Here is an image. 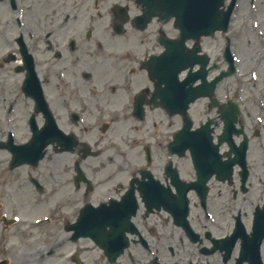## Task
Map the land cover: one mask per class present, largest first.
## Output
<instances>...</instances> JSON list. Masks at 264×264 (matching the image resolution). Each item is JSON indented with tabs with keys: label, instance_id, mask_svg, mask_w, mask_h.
I'll list each match as a JSON object with an SVG mask.
<instances>
[{
	"label": "flooded vegetation",
	"instance_id": "flooded-vegetation-1",
	"mask_svg": "<svg viewBox=\"0 0 264 264\" xmlns=\"http://www.w3.org/2000/svg\"><path fill=\"white\" fill-rule=\"evenodd\" d=\"M81 1L66 0L65 5ZM120 23L27 25L28 49L46 107L38 111L32 95L26 97L16 82L28 104L20 112L16 97L7 110L15 113L17 122L33 115L42 123L53 119L58 132L46 138L37 165L9 167L8 172H24L16 188H28L29 197L56 203L49 211L53 229L42 234L45 264H264V231L259 229L264 219V74L253 80L249 71L255 66L248 65L250 56L242 50L238 28L235 31L231 22L227 32L188 39V68L176 78H166L171 79L170 93L157 95L155 83L159 89L168 84L151 76L150 57L162 52L160 33L176 38L178 29L173 22L155 19L144 30L125 22L119 32ZM228 47L236 73L219 78L228 70ZM196 92L200 95L187 107L191 146L180 156L173 141L184 118L162 102L168 96L175 106ZM198 151L206 179L203 190L186 193L190 228H184L180 193L183 183L198 179L192 154L198 158ZM5 174L0 168V186H13ZM31 177L42 187H35ZM19 192L13 188L11 193ZM6 194L4 200H9ZM111 200L108 210L100 213L130 217L134 226L132 233L116 227L118 242L103 243L114 250L129 237L128 247L115 261L91 238L75 239L69 231L85 205ZM94 224L103 226V234L115 232L114 221Z\"/></svg>",
	"mask_w": 264,
	"mask_h": 264
},
{
	"label": "rangeland",
	"instance_id": "rangeland-1",
	"mask_svg": "<svg viewBox=\"0 0 264 264\" xmlns=\"http://www.w3.org/2000/svg\"><path fill=\"white\" fill-rule=\"evenodd\" d=\"M61 0H18V10L14 11L10 8L8 1L0 3V60L6 52L13 51L14 47L10 45L13 36L17 32L16 18L17 15L21 18V22H90L89 18L93 15V22H111L113 15L111 8L114 3H128L131 9V15L135 14V7L131 6L132 2L129 0H97V9L93 10V1L88 0L82 2L81 7H66ZM52 3L54 5H52ZM249 3V0H248ZM258 5V12L251 9L249 4L241 5L239 11L235 14L233 22H245L242 27L241 36L242 50L248 51L250 60L249 67H254L258 70L259 78H263L264 74V0H256ZM80 17V21L78 19ZM262 22V30L260 33H253L251 36L248 32V23ZM19 30V29H18ZM262 39V40H261ZM261 63H259V62ZM14 63H9L3 70L0 71V87L3 89V99L0 102V110H3L6 102L10 98L17 97L19 111L23 112V106L28 104L27 100L18 92L15 86L16 82L21 81V75L13 71ZM264 90V89H263ZM0 93H2L0 91ZM7 112H2V119L0 121V131L5 135L8 131L15 133V138L22 140L27 137L28 128L25 122V116L17 123H13L10 115ZM10 155L6 151H0V168L6 171L5 181H11L19 192L17 196L11 195L10 201H3L1 204L3 212L9 217H16L17 222L13 225H4L0 221V258L6 257L10 260V264H45L39 263V255L44 249L45 241L43 239V232L51 229V224L54 220L47 219L48 212L53 209L55 204H52L43 197L34 199L29 197V189L21 188V182L16 188L19 174L8 172V163ZM43 165H41L42 167ZM7 188V187H6ZM5 189V188H4ZM10 192L13 189L9 187ZM22 198H20V195ZM0 195H5V191L0 187ZM1 216V215H0ZM51 226V227H50ZM42 254V253H41ZM42 261V260H41Z\"/></svg>",
	"mask_w": 264,
	"mask_h": 264
},
{
	"label": "water",
	"instance_id": "water-1",
	"mask_svg": "<svg viewBox=\"0 0 264 264\" xmlns=\"http://www.w3.org/2000/svg\"><path fill=\"white\" fill-rule=\"evenodd\" d=\"M140 5L144 3L147 4H156L157 7L150 11L143 9L146 15H141L137 17V22H147L150 19V16L159 15L163 18L164 21L175 17L176 22H179L181 26L183 35V24L191 28H196L198 33L207 32L209 24L210 28L213 29L219 28L221 26L213 23L220 22L222 26H227L232 10V6L227 11L220 9L222 0H139ZM138 1V2H139ZM149 17V18H148ZM126 18H123V21ZM183 22V23H182ZM26 51L23 49V52ZM27 89V88H26ZM35 132V130L33 129ZM42 134L35 133L33 139L20 146H9V149L12 151L14 157L12 161V166L21 164L23 162H34L41 157L42 152L40 147H38V140L42 138ZM38 147V148H37Z\"/></svg>",
	"mask_w": 264,
	"mask_h": 264
},
{
	"label": "bare ground",
	"instance_id": "bare-ground-1",
	"mask_svg": "<svg viewBox=\"0 0 264 264\" xmlns=\"http://www.w3.org/2000/svg\"><path fill=\"white\" fill-rule=\"evenodd\" d=\"M253 31H255V28H252Z\"/></svg>",
	"mask_w": 264,
	"mask_h": 264
}]
</instances>
